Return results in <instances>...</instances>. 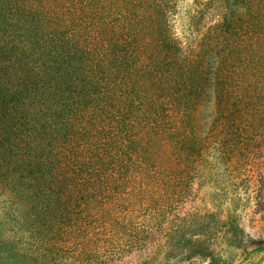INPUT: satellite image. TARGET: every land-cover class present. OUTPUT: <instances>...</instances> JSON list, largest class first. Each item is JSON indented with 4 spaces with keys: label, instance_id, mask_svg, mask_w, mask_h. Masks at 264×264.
<instances>
[{
    "label": "trees",
    "instance_id": "1",
    "mask_svg": "<svg viewBox=\"0 0 264 264\" xmlns=\"http://www.w3.org/2000/svg\"><path fill=\"white\" fill-rule=\"evenodd\" d=\"M177 5L0 0V192L35 253L83 255L125 185L223 164L252 130L264 0H192L180 33Z\"/></svg>",
    "mask_w": 264,
    "mask_h": 264
},
{
    "label": "rangeland",
    "instance_id": "2",
    "mask_svg": "<svg viewBox=\"0 0 264 264\" xmlns=\"http://www.w3.org/2000/svg\"><path fill=\"white\" fill-rule=\"evenodd\" d=\"M191 2L178 0V33ZM255 109L252 130L239 133L223 164L202 162L166 186L125 185L117 225H94L83 255L68 246L61 260L35 253L11 221L16 204L0 192V264H264V107Z\"/></svg>",
    "mask_w": 264,
    "mask_h": 264
}]
</instances>
